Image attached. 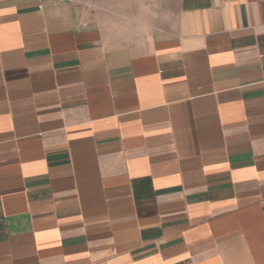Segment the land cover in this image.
I'll return each mask as SVG.
<instances>
[{"label": "crops", "instance_id": "0c3cea01", "mask_svg": "<svg viewBox=\"0 0 264 264\" xmlns=\"http://www.w3.org/2000/svg\"><path fill=\"white\" fill-rule=\"evenodd\" d=\"M0 264H264V0H0Z\"/></svg>", "mask_w": 264, "mask_h": 264}, {"label": "rangeland", "instance_id": "374dc122", "mask_svg": "<svg viewBox=\"0 0 264 264\" xmlns=\"http://www.w3.org/2000/svg\"><path fill=\"white\" fill-rule=\"evenodd\" d=\"M98 12L107 24L139 33L146 24L159 23L175 9L177 0H74Z\"/></svg>", "mask_w": 264, "mask_h": 264}]
</instances>
